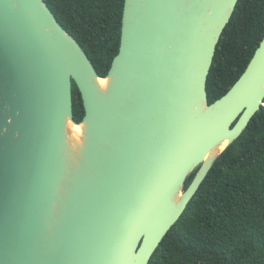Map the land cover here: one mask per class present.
I'll list each match as a JSON object with an SVG mask.
<instances>
[{"label": "water", "instance_id": "obj_1", "mask_svg": "<svg viewBox=\"0 0 264 264\" xmlns=\"http://www.w3.org/2000/svg\"><path fill=\"white\" fill-rule=\"evenodd\" d=\"M237 2L124 0L118 54L100 78L43 0H0V264L149 263L263 106L264 35L208 104Z\"/></svg>", "mask_w": 264, "mask_h": 264}, {"label": "trees", "instance_id": "obj_2", "mask_svg": "<svg viewBox=\"0 0 264 264\" xmlns=\"http://www.w3.org/2000/svg\"><path fill=\"white\" fill-rule=\"evenodd\" d=\"M43 1L104 78L118 54L124 0ZM263 35L264 0H238L207 76L208 104L239 79ZM71 99L73 120L79 123L84 111L73 82ZM148 264H264V101L216 159Z\"/></svg>", "mask_w": 264, "mask_h": 264}, {"label": "bare ground", "instance_id": "obj_3", "mask_svg": "<svg viewBox=\"0 0 264 264\" xmlns=\"http://www.w3.org/2000/svg\"><path fill=\"white\" fill-rule=\"evenodd\" d=\"M100 82V84H101V86H104L105 85V83H106V81L105 80H100L99 81ZM70 130H71V132H72V134H74V136H79V134H80V127H70ZM225 145H223V147H224ZM223 147H221V149L223 148Z\"/></svg>", "mask_w": 264, "mask_h": 264}]
</instances>
